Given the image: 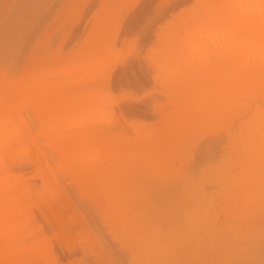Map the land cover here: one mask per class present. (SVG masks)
<instances>
[{
	"label": "rangeland",
	"instance_id": "374dc122",
	"mask_svg": "<svg viewBox=\"0 0 264 264\" xmlns=\"http://www.w3.org/2000/svg\"><path fill=\"white\" fill-rule=\"evenodd\" d=\"M230 2L0 0V105L19 108L57 178L46 193L37 152L19 146L23 248L39 242L51 264H264V53L251 54L264 38L252 52L182 43L191 16ZM205 100L225 104L222 122L184 129ZM95 114L115 144L91 163L90 147L63 144L73 117Z\"/></svg>",
	"mask_w": 264,
	"mask_h": 264
},
{
	"label": "bare ground",
	"instance_id": "6f19581e",
	"mask_svg": "<svg viewBox=\"0 0 264 264\" xmlns=\"http://www.w3.org/2000/svg\"><path fill=\"white\" fill-rule=\"evenodd\" d=\"M227 8L226 12L225 10L221 12L211 9L191 16L185 22L189 36L184 38L182 43L186 45L183 47L185 46L188 50L198 54L208 51L212 53L215 50L225 53L246 49V51L252 52L254 50L252 48L256 46L252 47L248 44L251 38L258 40L264 38V0H231ZM191 29L192 31H190ZM243 34H249L250 38L239 39L238 36ZM253 52H257L251 53L254 57L264 53V46ZM80 71L81 69H79V73ZM95 80L91 82L94 86L97 85V80ZM88 82L89 78L83 77L77 80L76 85L83 87ZM2 83L9 86L11 82L4 76ZM104 84L108 86L110 82L106 81ZM9 94L10 90L8 89L0 91V98L8 97ZM89 94L92 95V93ZM95 97L96 105H102L105 102L106 98L102 93L96 94ZM91 100L95 101L94 98ZM208 102L205 100L204 105L200 108L209 109L207 115H200L195 111L198 114L191 115V121L195 122L190 125L186 123L184 129L197 128L199 121L205 118L208 119L209 124L214 123L217 119L222 122L225 104H218L212 109L209 108ZM77 103L75 104L78 108ZM95 115L89 119L82 117L78 121L73 117V122L69 127L71 128L70 134L64 138L63 144L68 149V154L74 157L79 150L90 147L91 163L107 160L106 157H101L100 153L95 155L93 153L95 148L103 147L109 150L115 144V136L106 133L100 122L97 121L101 115ZM104 123L112 124L113 120L109 119ZM19 146L27 153L38 151L31 129L24 123L19 108L15 104L0 105V260L2 262L13 256L14 260L10 264H24L25 261H28L26 264H37L39 258L45 257V263L51 264V256L47 251L45 253V249L40 248L39 242L35 241L27 248H23L19 244V216L23 215V211H19V197H29L33 191L31 183L24 181L23 176L16 175L11 167L17 162L16 154L19 152ZM10 157L12 160L9 165ZM35 162L39 164V175L46 184V193H50L51 183L57 179L54 170L41 153L37 152ZM88 174L93 175L91 170L88 171ZM52 194L58 195L57 187L52 188ZM40 196L38 195L39 199H42Z\"/></svg>",
	"mask_w": 264,
	"mask_h": 264
}]
</instances>
